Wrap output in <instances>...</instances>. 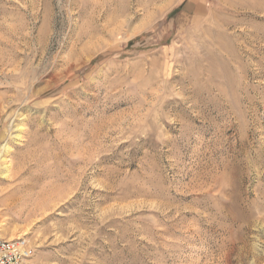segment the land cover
Here are the masks:
<instances>
[{"label": "rangeland", "instance_id": "obj_1", "mask_svg": "<svg viewBox=\"0 0 264 264\" xmlns=\"http://www.w3.org/2000/svg\"><path fill=\"white\" fill-rule=\"evenodd\" d=\"M0 236L264 264V0H0Z\"/></svg>", "mask_w": 264, "mask_h": 264}, {"label": "built area", "instance_id": "obj_2", "mask_svg": "<svg viewBox=\"0 0 264 264\" xmlns=\"http://www.w3.org/2000/svg\"><path fill=\"white\" fill-rule=\"evenodd\" d=\"M0 264H39L36 249L28 239H7L0 236Z\"/></svg>", "mask_w": 264, "mask_h": 264}, {"label": "bare ground", "instance_id": "obj_3", "mask_svg": "<svg viewBox=\"0 0 264 264\" xmlns=\"http://www.w3.org/2000/svg\"><path fill=\"white\" fill-rule=\"evenodd\" d=\"M26 186H27V185H25V186H22V188H23V189H25V188H26ZM27 187H28V190H32V188H31V187H29V186H27ZM17 189H19V188H17ZM20 190H22V189H20ZM40 205H41V204H40ZM18 238H20V237H18ZM15 239H16V238H15Z\"/></svg>", "mask_w": 264, "mask_h": 264}]
</instances>
